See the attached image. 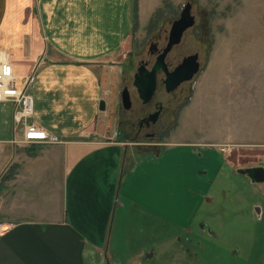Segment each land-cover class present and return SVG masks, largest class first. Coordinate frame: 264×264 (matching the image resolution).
<instances>
[{
  "label": "rangeland",
  "instance_id": "rangeland-1",
  "mask_svg": "<svg viewBox=\"0 0 264 264\" xmlns=\"http://www.w3.org/2000/svg\"><path fill=\"white\" fill-rule=\"evenodd\" d=\"M188 1L194 25L168 58L176 61L196 51L200 71L165 106L157 137H135L131 121L148 107L134 93L132 109L121 107L120 71L106 77L94 68L83 77L91 96L85 84L92 72L98 97L91 108L89 100L82 101L87 116L110 118V132L117 130L119 139L130 144L135 159L150 155L154 160L158 151L163 153L158 168L153 162L144 166L149 175L145 207L159 216L138 211L127 192H116L111 230L101 242L102 258L111 264H264V182L236 171L264 166V0L170 1L146 26L135 29L125 69L131 63L135 70L151 41L165 44L172 20ZM157 92L155 99L162 97ZM101 99L110 109L106 118L94 109ZM172 142L188 144L170 147ZM157 203L160 210L154 208Z\"/></svg>",
  "mask_w": 264,
  "mask_h": 264
},
{
  "label": "crops",
  "instance_id": "crops-1",
  "mask_svg": "<svg viewBox=\"0 0 264 264\" xmlns=\"http://www.w3.org/2000/svg\"><path fill=\"white\" fill-rule=\"evenodd\" d=\"M170 1L0 0V58L11 62L19 82L36 70L29 84L33 111L25 122L62 140L24 145L14 104L0 102V264H111L102 258L101 242L109 236L118 193L127 192L138 211L159 216L145 207L144 166L158 168L163 153L154 160L129 154L130 144L109 130L107 100L104 110L94 106L107 120L85 112L84 99L90 108L98 101L92 72L85 84L91 96L82 83L89 69L106 77L120 71L123 88L133 72L125 60L135 29ZM178 144L188 143L168 145ZM154 208L160 210L158 203Z\"/></svg>",
  "mask_w": 264,
  "mask_h": 264
},
{
  "label": "water",
  "instance_id": "water-1",
  "mask_svg": "<svg viewBox=\"0 0 264 264\" xmlns=\"http://www.w3.org/2000/svg\"><path fill=\"white\" fill-rule=\"evenodd\" d=\"M194 21L195 18L191 12V3L188 1L182 7L178 18L172 21L167 41L164 47L158 51L151 67L147 68L144 62L137 67L133 75L132 84L136 88L142 103L149 102L156 89V73L158 70H162L165 73L164 84L166 91L176 89L180 83L191 80L200 71L198 53L185 56L171 71L168 70L165 62L167 53L174 45L180 42L183 31L191 27ZM120 102L124 109H129L131 106V98L127 86H123L121 90ZM98 107L100 110L105 109L103 99L99 101ZM155 115L156 113L147 118V120H154ZM236 171L247 175L253 182H264V166L262 165L237 168Z\"/></svg>",
  "mask_w": 264,
  "mask_h": 264
},
{
  "label": "flooded vegetation",
  "instance_id": "flooded-vegetation-1",
  "mask_svg": "<svg viewBox=\"0 0 264 264\" xmlns=\"http://www.w3.org/2000/svg\"><path fill=\"white\" fill-rule=\"evenodd\" d=\"M180 11L178 12V16H179ZM178 16L176 18H178ZM194 18H195V15H194ZM189 28L190 27H188L187 29H185L183 31L181 39L183 37L184 32L186 30H188ZM169 29H170V27H169ZM169 29H168V32L165 35V43H166L167 38H168ZM180 42H181V40H180ZM164 45L160 47V46H158L156 41L155 42L151 41L149 43V45H148V48H147V56H146V58H141L138 61L137 65L135 67V70L132 72V76H131V79H130L131 85H132V90L130 91V89L128 87V84H125V83L123 84V86H127L128 87L130 98H131V106H130L129 109H125V110H131L132 107H133L132 106L133 105V100H132L133 93L135 94V96H137V98H138V100H139V102H140L142 107H148L147 110L138 112L137 117L134 120L131 121L132 124L135 126V137H139V135H144L148 139H153V138L158 136L159 131L163 130V129L159 128L157 130L156 126L158 125L159 121H161L162 117L164 116V112L166 111L165 106L169 105V104H173L172 100L175 99L174 95H176V93H178V94L180 93L181 89L183 88L181 85L183 83H185V81L180 83L179 86L176 89L172 90V91H166L165 84H164L165 73L162 70H158L157 73H156V89H155L150 101L147 102V103H142L141 99L139 98L137 90L132 84L133 75L136 72L137 67L143 62L145 63L147 68H150L151 65L153 64L155 58H156V55H157L158 51L160 49H162L164 47ZM174 46H176V45H174ZM171 50H172V48L170 49V51ZM170 51L167 53V55L165 57V62H166V65H167V68H168L169 71L173 70L182 61V59L185 56L193 54V53H198L196 51L192 52V53H188V54H185V55L181 56L176 61L175 60L171 61L168 58V54L170 53ZM198 59H199V55H198ZM158 89L161 90L162 97L159 98V99H157V98L155 99V96L158 95V92H157ZM151 103H152V106H150ZM155 113H156V115H155V119L154 120H147V118H149L150 116H153Z\"/></svg>",
  "mask_w": 264,
  "mask_h": 264
},
{
  "label": "built area",
  "instance_id": "built-area-1",
  "mask_svg": "<svg viewBox=\"0 0 264 264\" xmlns=\"http://www.w3.org/2000/svg\"><path fill=\"white\" fill-rule=\"evenodd\" d=\"M31 75L18 81L13 71V66L7 58H0V102L11 101L14 104L13 120L23 124L22 143H57L62 142L60 137L48 133L44 128L35 123H26L25 119L31 116L33 100L29 90ZM9 225H4L3 229Z\"/></svg>",
  "mask_w": 264,
  "mask_h": 264
},
{
  "label": "trees",
  "instance_id": "trees-1",
  "mask_svg": "<svg viewBox=\"0 0 264 264\" xmlns=\"http://www.w3.org/2000/svg\"><path fill=\"white\" fill-rule=\"evenodd\" d=\"M168 5H169L168 2H165V3H164V6H168ZM162 8H163V7H162ZM162 8L158 9V10L155 12L154 17H155V16H158V14L162 11Z\"/></svg>",
  "mask_w": 264,
  "mask_h": 264
}]
</instances>
